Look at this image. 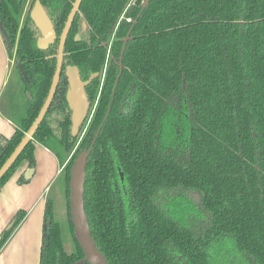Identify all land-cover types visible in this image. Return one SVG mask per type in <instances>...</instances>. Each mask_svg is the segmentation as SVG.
<instances>
[{
  "label": "trees",
  "instance_id": "1",
  "mask_svg": "<svg viewBox=\"0 0 264 264\" xmlns=\"http://www.w3.org/2000/svg\"><path fill=\"white\" fill-rule=\"evenodd\" d=\"M27 1L0 0L14 60L0 96L14 131L0 134V166L47 97L74 2L38 0L56 32L41 49L30 17L36 0L25 9ZM143 1H81L55 95L0 188L22 162L34 167L35 143L62 166L66 220L57 219L49 189L39 264L84 257L70 188L73 161L87 150L84 210L109 264H264V0H150L142 8ZM67 66L82 80L98 74L85 86L90 107L76 136ZM189 191L200 208L182 212ZM25 214L16 211L0 232V250Z\"/></svg>",
  "mask_w": 264,
  "mask_h": 264
},
{
  "label": "water",
  "instance_id": "2",
  "mask_svg": "<svg viewBox=\"0 0 264 264\" xmlns=\"http://www.w3.org/2000/svg\"><path fill=\"white\" fill-rule=\"evenodd\" d=\"M81 1L82 0H74L72 8L66 19L65 25L59 36V43L56 54V68L53 74L52 82L47 97L42 107L40 108L36 118L32 122L31 126L28 128L18 145L14 148L11 154L0 166V180L4 176V174L9 170L12 164L16 161L17 157L20 155L26 144L32 138L51 104L61 76L64 44L68 35V31L70 29L74 16L80 6ZM149 1L150 0H144L142 3V8H144ZM30 17L41 33L40 37L37 40V46L41 49L47 48L48 45L54 41L56 37V32L45 9L38 0L34 2V5L30 11ZM0 30L3 38L8 42L9 48L12 49L13 45L9 43L8 35L1 26ZM127 37L128 34L125 37V40L127 39ZM78 38V36L75 37L76 40ZM123 48L124 46L122 47V50ZM119 64L121 66V61ZM65 74L68 81L66 101L68 103L69 110L71 111V133L73 136H76L79 132L80 126L87 117L88 110L90 107V102L85 92V86L89 82H91L95 77H97L98 74H92L87 80H82L79 74V70L76 66H67V68L65 69ZM118 77L116 79L115 86L117 84ZM28 97L31 98L29 93ZM88 153L89 150L81 152L73 161L71 168L73 177L70 188V211L74 224V234L84 253V257L75 264H86L87 262L89 264H109L105 256L96 247V244L91 235L90 226L84 210L83 179L84 168Z\"/></svg>",
  "mask_w": 264,
  "mask_h": 264
},
{
  "label": "crops",
  "instance_id": "3",
  "mask_svg": "<svg viewBox=\"0 0 264 264\" xmlns=\"http://www.w3.org/2000/svg\"><path fill=\"white\" fill-rule=\"evenodd\" d=\"M12 65L13 59L8 55L0 30V96ZM13 131L14 125L0 112V134L10 137ZM34 160V167L22 162L0 188V232L10 224L16 211L24 210L26 213L1 248L0 264H39L44 195L47 189L51 191V183L58 175L60 164L53 153L39 143H35Z\"/></svg>",
  "mask_w": 264,
  "mask_h": 264
},
{
  "label": "rangeland",
  "instance_id": "4",
  "mask_svg": "<svg viewBox=\"0 0 264 264\" xmlns=\"http://www.w3.org/2000/svg\"><path fill=\"white\" fill-rule=\"evenodd\" d=\"M28 2H29V0L27 1L26 5H25V9L28 6ZM13 64H14V60H13ZM11 70L12 69H10V71ZM47 193H48V189L46 190L44 197L46 196ZM49 195L52 196V199L54 200V211H55V215H56L57 219L60 222H64L66 220V209H65V205H64L62 185L61 186L59 185V182L57 180V176H56V179L54 180V182L51 183V191L49 192ZM184 197H185L184 203L179 204V207L182 210V212H183V210L184 211H191V208L189 207V205L193 207L194 211H196L197 208L198 209L200 208L199 197L196 193L189 191V192L184 193ZM177 206H178V204L176 203L175 207L177 208ZM183 214L187 215V217L189 216V214H187L186 212ZM192 217L194 218V216H192ZM65 249H67L68 251L71 250V246H70L69 242H68V244H66ZM243 264H249V263L247 260H244Z\"/></svg>",
  "mask_w": 264,
  "mask_h": 264
},
{
  "label": "flooded vegetation",
  "instance_id": "5",
  "mask_svg": "<svg viewBox=\"0 0 264 264\" xmlns=\"http://www.w3.org/2000/svg\"><path fill=\"white\" fill-rule=\"evenodd\" d=\"M94 74H95V73H94ZM90 76H91V75H90ZM86 80H87V79H86ZM96 102H97V101H95V103H94V105H93V109H92V111H91V115H92V113H93V111H94V108H95ZM91 115L89 114V118L87 119L88 121L90 120ZM85 128H86V126H85ZM85 128H84V130H85ZM84 130H83V133H84ZM83 133H82V134H83Z\"/></svg>",
  "mask_w": 264,
  "mask_h": 264
},
{
  "label": "built area",
  "instance_id": "6",
  "mask_svg": "<svg viewBox=\"0 0 264 264\" xmlns=\"http://www.w3.org/2000/svg\"><path fill=\"white\" fill-rule=\"evenodd\" d=\"M61 169H62V166H60V167L58 168L57 173H59V172L61 171Z\"/></svg>",
  "mask_w": 264,
  "mask_h": 264
}]
</instances>
